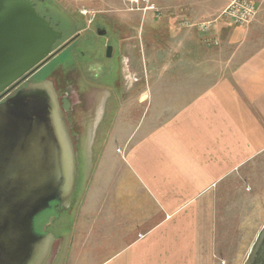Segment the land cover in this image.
I'll use <instances>...</instances> for the list:
<instances>
[{
	"label": "crops",
	"instance_id": "obj_1",
	"mask_svg": "<svg viewBox=\"0 0 264 264\" xmlns=\"http://www.w3.org/2000/svg\"><path fill=\"white\" fill-rule=\"evenodd\" d=\"M230 1L99 0L120 14L122 70L139 78L124 96L140 108L126 132L107 125L114 155L98 150L87 182L103 162L108 182L88 202L86 183L74 217L93 264H241L264 225V0L245 26L223 15ZM125 102L104 114L126 119Z\"/></svg>",
	"mask_w": 264,
	"mask_h": 264
},
{
	"label": "water",
	"instance_id": "obj_2",
	"mask_svg": "<svg viewBox=\"0 0 264 264\" xmlns=\"http://www.w3.org/2000/svg\"><path fill=\"white\" fill-rule=\"evenodd\" d=\"M36 1L0 0V98L51 56L62 38ZM111 46L107 47L110 56ZM78 156L54 82H29L0 101V264H47L57 238L34 219L69 207ZM243 264H264V225Z\"/></svg>",
	"mask_w": 264,
	"mask_h": 264
},
{
	"label": "rangeland",
	"instance_id": "obj_3",
	"mask_svg": "<svg viewBox=\"0 0 264 264\" xmlns=\"http://www.w3.org/2000/svg\"><path fill=\"white\" fill-rule=\"evenodd\" d=\"M115 2V1H114ZM118 2V1H116ZM46 7L53 10V13L56 17H53V19H59L60 21V30L66 35H72L75 30L79 29L81 24L88 23L87 19L88 17L83 16L80 13V10L82 8H86L89 10L96 11V18L97 19H112L113 16L117 17L120 14H114L111 13L108 14L107 17H104L105 14H102L98 12L100 9L103 8V4L99 2V0H45ZM117 6H121V8L126 9L128 4L122 0V4H116ZM38 12H40L38 10ZM123 14L127 15L128 12H124ZM129 14H132L131 16H136L139 14L137 12H131ZM73 17H78L82 19V23L79 24L72 19ZM105 30L107 31V34L105 36L99 35L95 31L91 30H83L80 36H78L76 39L69 42L63 49L58 53L55 59H53V63H61L66 61L67 59H71V61H77L80 65V68L83 73V77L80 79V86L84 87V81L86 78L85 71H84V65L83 63L86 61H95V62H101L102 66H104L107 69H110L109 75L101 74L100 76L96 77L93 80H88L89 82H92V84L96 85H103L104 87L110 84L109 80L112 79L114 76L119 74V70L121 67V58L119 56V51L117 48V32L113 31L110 27H106ZM62 42L59 41L57 44L58 46ZM112 45V53L111 57H106V45ZM57 46V47H58ZM56 47V48H57ZM79 51H83V55L79 54ZM112 93L113 91L109 89ZM126 102L123 104L125 106L127 103L131 105L132 112L130 115L124 119L123 114H118V116H114L113 112L108 114L107 112L104 114L103 119L99 123V127L96 128L95 124L96 122H93L84 128V137L82 140H80V143L77 145V156L79 158L78 162L80 165H78V190L73 196L72 202L70 203L69 207L62 208L63 210H68V212H62L59 215H56V212L51 208L45 209L43 212H41L39 215H37L34 219V225L37 227L36 232L38 233L40 229V225L47 222L51 223L53 220H55L56 227L54 228L53 235L57 238L55 242V248L51 252V255L49 256L48 263L47 264H93L97 260L102 259L103 257H96L93 256L87 247V242L85 240H79L76 236V233L73 231L75 230L73 228V222L75 215L79 217V214L81 213V203L83 201V193L86 189V183L88 178V171L91 167V163L97 156V151H105L107 155H114V152L111 151V146H113L111 143L109 144L108 148H104L105 144V138H106V128L108 126H117L121 127L122 131L126 132L129 130L133 125H135L140 105L138 106L137 98L135 92H131L130 95L125 97ZM111 102L109 101V104ZM112 104V103H111ZM115 105L112 104L109 105L108 110L112 111L116 110ZM127 107V106H126ZM125 107V108H126ZM123 110V109H122ZM108 115V118L107 116ZM106 117V119H105ZM95 139V140H94ZM93 140L95 141L93 143ZM104 148V149H101ZM79 151V152H78ZM82 156V158H81ZM103 161V160H102ZM104 162L100 165V168L97 169V171H94V177L89 181L88 185L91 187V190L88 191L86 201H90V199L94 198V191L97 186H104V183L108 182L107 179H105L106 182H104ZM100 196V195H99ZM98 196V198H99ZM102 196V195H101ZM90 197V198H89ZM102 198V197H101ZM100 198V199H101ZM99 200V199H98ZM102 200V199H101ZM80 212V213H79ZM81 215V214H80ZM82 216V215H81ZM52 233V232H51ZM62 236V239L57 237ZM76 237L74 240L73 238ZM60 239V240H59ZM83 244V246H82ZM81 248V249H80ZM78 254H75V251H78ZM247 255L243 257V262L246 259ZM75 258V261L73 260ZM73 261V262H72ZM243 262L241 264H243Z\"/></svg>",
	"mask_w": 264,
	"mask_h": 264
},
{
	"label": "flooded vegetation",
	"instance_id": "obj_4",
	"mask_svg": "<svg viewBox=\"0 0 264 264\" xmlns=\"http://www.w3.org/2000/svg\"><path fill=\"white\" fill-rule=\"evenodd\" d=\"M36 8L39 10L40 14L45 16L47 20L50 21L52 26L60 30V21L59 19H53L56 17L53 13V10L46 7L45 0L43 1H36ZM87 17V16H86ZM74 21L81 24L82 19L78 17L72 18ZM88 23L81 24L79 29L75 30L72 35L64 34L62 31V43L58 46V42L53 48L51 56H49L46 60H44L41 64H39L31 73L26 75L19 83L14 85L9 91H7L0 101L3 100L5 97L13 95L17 90L24 87L29 82H36L46 78H51L54 82L57 93L60 96V101L62 108L66 113V120L69 124L71 134L75 140V143L78 145L80 140L84 137V128L86 126L96 122L100 123V121L104 117V111L109 107V105L114 104L115 107L121 105L124 100V90L125 87H132L133 91L136 89L138 84V76L131 71L130 77L128 79L124 76L122 66L120 67L119 74L114 76L112 79L109 80L110 84L107 86L103 85H96L92 84L88 80H93L96 77L100 76L101 74L109 75L110 69L105 68L102 66L101 62L97 61H86L83 63L84 71L86 78L84 81V87L80 86V79L83 77V73L80 65L77 61H71V59H67L66 61L61 63H53V59L56 58L58 53L62 51V49L72 40L76 39L83 30H91L97 32L101 36H105L107 31L105 30L106 27L113 28L114 23L112 19H97L96 14L92 19H87ZM118 35V32H117ZM58 46V47H57ZM111 46L110 56L112 53V45H106V53L107 47ZM57 47V48H56ZM119 56L122 61V56L124 52V48L122 46L119 47ZM80 55H83V51H79ZM111 89L113 91L110 92ZM109 101L112 103L109 104ZM78 149V148H77ZM79 152V151H78ZM79 160V158H78ZM80 169V165H79ZM51 208L56 212V215H59L62 212H68V210H63L57 203H52ZM58 223L55 224V220L51 223H43L40 225V229L38 231L39 234H45L47 232H54V228ZM55 226V227H54ZM35 227V226H34ZM37 227H35V231ZM57 235V234H56ZM59 235V234H58ZM62 239V236H58ZM60 240V239H59Z\"/></svg>",
	"mask_w": 264,
	"mask_h": 264
},
{
	"label": "built area",
	"instance_id": "obj_5",
	"mask_svg": "<svg viewBox=\"0 0 264 264\" xmlns=\"http://www.w3.org/2000/svg\"><path fill=\"white\" fill-rule=\"evenodd\" d=\"M124 2L129 5L126 7L128 10L144 11L155 9L151 0H124ZM80 13L92 19L96 11L82 8ZM256 13L257 4L255 0H232L223 11V15L227 17L230 22L239 26L249 24L255 18Z\"/></svg>",
	"mask_w": 264,
	"mask_h": 264
}]
</instances>
